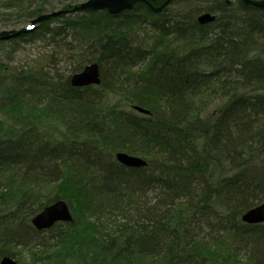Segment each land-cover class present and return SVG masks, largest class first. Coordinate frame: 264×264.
I'll use <instances>...</instances> for the list:
<instances>
[{
  "label": "trees",
  "instance_id": "1",
  "mask_svg": "<svg viewBox=\"0 0 264 264\" xmlns=\"http://www.w3.org/2000/svg\"><path fill=\"white\" fill-rule=\"evenodd\" d=\"M53 9L0 0V28ZM206 11L214 20L199 23ZM3 40H42L56 52L26 67L0 62V258L264 264V223L241 220L264 202V9L137 3L115 16L61 15ZM92 62L99 84L72 86L70 75ZM117 151L146 164L124 166ZM59 199L72 221L35 229L32 217Z\"/></svg>",
  "mask_w": 264,
  "mask_h": 264
},
{
  "label": "water",
  "instance_id": "2",
  "mask_svg": "<svg viewBox=\"0 0 264 264\" xmlns=\"http://www.w3.org/2000/svg\"><path fill=\"white\" fill-rule=\"evenodd\" d=\"M152 1L154 0H83L69 8L56 9L44 13L37 17L34 22L46 21L61 15L83 11L105 10L110 15H118L124 11L131 10L137 3L145 4L152 12H159L171 2V0H164L158 6H154L151 3ZM242 2L245 5L264 9V0H242ZM214 18V14L206 11L197 16V21L199 23H208L213 21ZM14 33L15 30H3L0 32V38L10 36ZM99 82V68L95 63L85 66L83 70L72 74L70 77V83L75 87L96 85ZM134 108L138 112L148 114V110L140 106H134ZM115 159L127 167L138 168L146 164V161L142 157L124 151H117L115 153ZM71 220L72 214L68 204L64 200H57L46 205L40 212L34 215L31 223L36 229L42 230L50 228L56 222H70ZM241 220L247 224L263 223L264 202L246 210L242 214ZM0 264H17V262L12 257L5 255L0 258Z\"/></svg>",
  "mask_w": 264,
  "mask_h": 264
},
{
  "label": "rangeland",
  "instance_id": "3",
  "mask_svg": "<svg viewBox=\"0 0 264 264\" xmlns=\"http://www.w3.org/2000/svg\"><path fill=\"white\" fill-rule=\"evenodd\" d=\"M67 1H70L68 3H71L70 6H73L83 0H74V2H72V0H48L51 5L55 6V9H64V7L62 8V5ZM34 20L35 19L27 20L19 27L0 28V32L3 30H15L17 28L19 30H24L26 29L27 24H30ZM56 23L57 22H53L52 25H55ZM36 24L38 23H35V25ZM47 52H56L55 46L48 45L42 40H18L16 43L3 40L0 42V62L6 63L10 66H29L34 60ZM55 61L57 67H65L60 57H56Z\"/></svg>",
  "mask_w": 264,
  "mask_h": 264
},
{
  "label": "bare ground",
  "instance_id": "4",
  "mask_svg": "<svg viewBox=\"0 0 264 264\" xmlns=\"http://www.w3.org/2000/svg\"><path fill=\"white\" fill-rule=\"evenodd\" d=\"M153 2H155V0L154 1H152L151 3L153 4ZM241 2H242V0H241ZM243 3V2H242ZM244 4V3H243ZM154 5V4H153ZM245 5V4H244ZM155 6V5H154ZM158 6V5H157ZM71 7V6H70ZM67 8H69V7H67ZM53 10H56V9H53ZM52 11V10H51ZM97 11H101V10H97ZM103 11H105V10H103ZM48 12H50V11H48ZM83 12H87V11H83ZM106 12V11H105ZM47 13V12H46ZM107 13V12H106ZM44 14V13H43ZM70 14V13H69ZM42 15V14H41ZM67 15V14H66ZM119 15V14H118ZM113 16H115V15H113ZM60 17V16H59ZM36 19V18H35ZM52 19V18H51ZM50 20V19H49ZM49 20H46V21H49ZM41 22H45V21H41ZM35 23H40V22H34V24H33V26H32V28H26V29H24L25 31L26 30H32V29H34V25H35ZM92 63H95V62H92ZM92 63H89V64H92ZM89 64H87V65H89ZM95 64H97V63H95ZM87 65H85V66H87ZM98 65V64H97ZM84 66V67H85ZM83 67V68H84ZM98 68H99V66H98ZM83 70V69H82ZM81 71V70H80ZM80 71H78V72H80ZM75 73H77V72H75ZM74 74V73H73ZM72 75V74H71ZM71 75H70V77H71ZM70 80V79H69ZM71 84V83H70ZM73 86V85H72ZM75 87V86H74ZM82 87H84V86H82ZM137 106V105H136ZM135 109V108H134ZM136 110V109H135ZM137 111V110H136ZM148 113H149V111H148ZM59 200H63V199H59ZM65 201V200H64ZM66 202V201H65ZM36 215V214H35ZM34 217V216H33ZM32 217V218H33ZM32 220V219H31ZM72 221V220H71ZM70 221V222H71ZM32 224V223H31ZM33 226V225H32ZM34 227V226H33ZM35 228V227H34ZM36 229V228H35ZM38 230V229H37ZM11 257V256H10ZM13 258V257H12ZM16 262H17V260L15 259V258H13ZM17 264H18V262H17Z\"/></svg>",
  "mask_w": 264,
  "mask_h": 264
}]
</instances>
